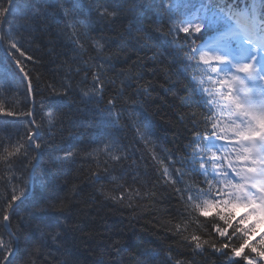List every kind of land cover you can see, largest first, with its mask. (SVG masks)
<instances>
[{
  "label": "trees",
  "instance_id": "1",
  "mask_svg": "<svg viewBox=\"0 0 264 264\" xmlns=\"http://www.w3.org/2000/svg\"><path fill=\"white\" fill-rule=\"evenodd\" d=\"M219 1L222 4L226 0ZM97 2L104 3L105 0ZM156 2L159 4V0ZM191 2L199 7L201 0ZM203 2L211 3L209 0ZM244 2L239 0V3ZM7 3L8 0H0L4 6ZM16 3L24 8V14L17 10L15 26L27 24L28 27L13 33L26 53L25 57L19 53L14 56L29 73L33 95L29 96L27 85L19 79L8 60L3 61L0 52V102L7 110L18 114L31 109L34 117L0 116V139L4 145H10L26 138L29 122L35 119L41 125L42 139L39 142L43 150L32 179L28 177L29 161L35 153H30L28 159L16 161L11 171L0 161V238L5 243L16 241V251L10 256L9 264H25L26 260L35 264H135L136 259H146L148 264H177L178 261H184V264H225L226 257L214 254L210 247L201 254L193 252L184 237L199 234L195 225L176 234L175 225L186 217L180 215L183 205L175 189L185 184L170 185L162 176L172 153L176 157L186 155L184 146L191 138L192 128L188 116L196 111L200 119L199 113L204 111L195 105L183 106L184 98L192 95L191 89L195 86L192 77L199 80L201 70L181 63L182 55L162 37L161 33L168 31L169 14L153 7L147 15L142 12L129 14L127 19L118 18L98 25L94 11L89 13L90 6L93 9L97 6L94 0H79L78 5L77 0H72V4L64 0H16ZM73 5L77 7L73 8ZM66 13L69 16L74 14L77 21L89 25V30L97 26L102 29L90 34L106 38L108 47L103 53L98 54L92 41L87 39H82V49L73 50L64 30V24L68 22ZM76 27L83 31L81 24ZM7 28L8 25H4L5 31ZM129 31L140 39L130 38ZM97 55L116 57L112 61L113 70L105 73L102 102L98 97L83 95L93 87L92 72L96 70L94 66L101 63L94 59ZM27 56L32 59H26ZM89 65L93 67L89 69ZM121 72L123 75H116ZM8 74L15 78L14 83H9ZM135 76H142V79H133V87L124 89V95L111 109L107 128L110 135L103 140L105 143L115 140L127 157L112 173L113 176L121 175L119 168L123 167L125 175L119 183L125 187L131 185L142 196L148 193L149 197H154H137L129 207L127 201L122 205L105 199L109 195H120L113 192L116 185L109 182L110 177L96 181L92 174L99 170L98 160L102 169L103 161L109 159L108 155L97 153L96 150L100 145L103 148L104 144L95 135L102 118L109 116L105 110L107 100L121 90L122 81ZM113 80L115 83H111ZM149 86L147 93L137 92L138 87ZM65 91L64 103L53 109L48 102L50 97L53 93L63 94ZM50 111L55 114L52 127L48 123ZM182 116L184 120L180 119ZM2 147L0 145V151ZM67 151L76 153L73 161L57 159ZM171 167L179 168L180 164ZM133 177L135 183H132ZM202 180V176L187 170L183 177L186 183ZM25 181L30 195L11 216L8 223L10 235L2 221V209L10 199L12 188L25 187ZM41 195L48 200L65 196L68 199L54 201L55 208L34 206L31 203L33 196ZM61 203L66 205L63 215L57 211ZM34 207L42 212L39 220L31 218ZM201 220L203 222V218ZM34 229L38 230L31 247L27 248L26 237L32 236ZM57 234L59 238L54 239ZM113 241H119L122 249L110 247ZM33 252L36 254L31 255ZM2 259L3 251H0Z\"/></svg>",
  "mask_w": 264,
  "mask_h": 264
},
{
  "label": "snow or ice",
  "instance_id": "2",
  "mask_svg": "<svg viewBox=\"0 0 264 264\" xmlns=\"http://www.w3.org/2000/svg\"><path fill=\"white\" fill-rule=\"evenodd\" d=\"M64 2L72 4V0ZM94 2L97 6L95 9L90 6L89 13L94 11L98 25L114 22L118 18L127 19L129 14L142 12L147 15V11L153 7L166 11L169 14V27L166 33H161L162 37L182 55L181 63L201 70L199 80L195 76L192 77L195 86L191 89L192 95L184 98L183 106L195 105L204 111L199 113L200 119L197 118L196 111L188 116L192 128L191 138L184 146L186 155L176 157V154L172 153L168 158L169 166L164 167L162 172L166 183L173 186L177 183L185 184L184 187L175 189L183 205L180 215L186 217L182 223L175 225L176 234L186 232L189 226L195 225L199 234L184 237L195 254H201L210 247L214 254L226 257L225 264L264 262V231L257 232L258 226L264 224V0H259L258 3L257 0H245L243 5L239 0L236 3L226 0L223 4L219 0L208 4L201 0L199 7L191 0H183V3L181 0H172L170 3L159 0V4L156 0ZM77 5H73V8ZM17 10L24 14V8L18 5L16 0H8L7 6L0 4V46L7 40L8 54L13 57L16 68L28 82V94L32 96L33 87L29 73L25 71L20 59L14 56L19 53L21 57H25L26 53L21 50L20 42L13 33L28 27L27 24L15 26ZM10 17L12 19H9ZM66 17L68 22L64 24L65 35L74 46V51L84 47L82 39L91 40L92 47L98 54L105 51L108 47L106 38L90 34L102 31L99 26L89 30L90 26L77 21L74 14L69 16L66 13ZM78 23L83 26V31L77 29ZM6 24L8 28L5 31ZM128 36L140 39L139 36L133 37L131 31ZM26 59L31 60L32 57L27 56ZM94 59L100 60L101 63L94 66L96 70L92 72V89L83 95L89 98L98 97L102 102L105 73L113 70L112 61L116 57L97 55ZM91 67L93 66H88L89 69ZM133 79H142V76L129 77L122 81L121 90L107 100L105 110L109 116L102 118L95 133L99 140L103 141L110 135L107 128L111 109L124 95V89L133 87ZM111 83H115V80ZM149 90L150 86L137 88L138 93H147ZM66 95L67 91L63 94L53 93L48 102L56 109L64 103L63 97ZM17 115L34 117V112L30 109L27 113L18 114L7 110L4 103L0 102V116ZM54 115V111L48 113L50 127L54 126ZM180 119L184 120L185 117ZM29 124L26 138L22 137L10 145H4V141L0 139V145H3L0 161L8 166V171L15 167L16 161L28 159L30 153H35L29 161L31 167L34 168L39 163L43 150V145L39 142L42 139L41 125L37 124L35 119ZM96 151L98 154L108 155L109 159L103 161L102 169L99 168L101 162L97 161L99 170L92 174L93 179L100 181L110 177L109 182L116 185L113 192L120 193L119 196L109 195L105 199L122 205L127 201V206L131 207L132 200L137 197L154 198L149 197L148 193L142 196L141 192L133 189L131 185L125 187L119 183L125 175L123 167L119 168L121 175H112L127 158L115 140H109L103 148ZM75 156V152L67 151L57 159L70 162ZM175 164H180V167L172 169L171 166ZM186 170L202 176L203 180L184 182ZM12 178L18 179L15 176ZM135 182L136 178L133 177L132 183ZM125 183L128 181L125 180ZM27 184L25 181V187L12 188L10 199L2 209V221L5 226L19 205L28 200L30 192ZM66 199L68 198L65 196L48 200L41 195L33 196L31 203L34 206L55 208L54 201ZM65 208L63 203L59 205L57 211L60 215H63ZM41 214L35 207L31 210L32 219L39 220ZM36 230L38 229L33 230L32 236L26 237L27 248L31 247ZM205 236L208 238L205 239ZM56 238H59L58 234L54 237ZM15 244V240L5 243L0 238V251H3L0 264H9L10 256L16 251ZM110 247L122 249L119 241H113ZM25 264L35 262L26 260ZM135 264H148V260L136 259ZM177 264H184V261H178Z\"/></svg>",
  "mask_w": 264,
  "mask_h": 264
},
{
  "label": "bare ground",
  "instance_id": "3",
  "mask_svg": "<svg viewBox=\"0 0 264 264\" xmlns=\"http://www.w3.org/2000/svg\"><path fill=\"white\" fill-rule=\"evenodd\" d=\"M71 44V43H70ZM72 45V44H71ZM0 52L2 53V55H3V58H4V62H7V60H8V62L10 63V65H12V67H13V69L15 70V73H16V75L19 77V79L24 83V84H26L27 86H26V88H27V90H28V82L26 81V80H24V78H23V76H22V74L19 72V70L16 68V65L13 63V57L12 56H10L7 52H8V47H7V42H6V40H5V43H4V45L3 46H0ZM82 64H81V66H83L84 67V62H81ZM4 72H6V69L4 70ZM6 78L8 79V81H9V83L11 82V83H14L15 82V78L12 76V75H10V74H8V75H6ZM102 143L103 144H105V142H103L102 141ZM101 147H102V145H100ZM100 147V148H101ZM33 171H34V168L33 167H31L30 168V171H29V179H32V174H33ZM29 187H30V190H31V188H32V183L31 182H29ZM7 230V229H6ZM9 234H11L10 233V230H9V226H8V231H7Z\"/></svg>",
  "mask_w": 264,
  "mask_h": 264
},
{
  "label": "water",
  "instance_id": "4",
  "mask_svg": "<svg viewBox=\"0 0 264 264\" xmlns=\"http://www.w3.org/2000/svg\"><path fill=\"white\" fill-rule=\"evenodd\" d=\"M30 182H31V180H30ZM5 228L7 229V231H8V225L7 226H5Z\"/></svg>",
  "mask_w": 264,
  "mask_h": 264
},
{
  "label": "rangeland",
  "instance_id": "5",
  "mask_svg": "<svg viewBox=\"0 0 264 264\" xmlns=\"http://www.w3.org/2000/svg\"><path fill=\"white\" fill-rule=\"evenodd\" d=\"M263 225H264V224H263ZM259 227H261V225H260ZM262 227H264V226H262ZM262 230H263V228H262Z\"/></svg>",
  "mask_w": 264,
  "mask_h": 264
}]
</instances>
